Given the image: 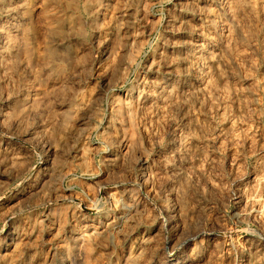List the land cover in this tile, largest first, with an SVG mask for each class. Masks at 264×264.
<instances>
[{
	"label": "rangeland",
	"instance_id": "obj_1",
	"mask_svg": "<svg viewBox=\"0 0 264 264\" xmlns=\"http://www.w3.org/2000/svg\"><path fill=\"white\" fill-rule=\"evenodd\" d=\"M61 262L264 264V0H0V264Z\"/></svg>",
	"mask_w": 264,
	"mask_h": 264
},
{
	"label": "bare ground",
	"instance_id": "obj_2",
	"mask_svg": "<svg viewBox=\"0 0 264 264\" xmlns=\"http://www.w3.org/2000/svg\"><path fill=\"white\" fill-rule=\"evenodd\" d=\"M121 99V98H120ZM119 100V99H118ZM123 100V99H122ZM121 100V101H122ZM116 101H117V99H116ZM118 102V101H117ZM134 102V101H133ZM127 103V102H126ZM125 103V104H126ZM132 103V102H131ZM128 104V103H127ZM132 106H134L133 104H131ZM125 106V105H124ZM127 107V106H126ZM123 109V108H122ZM131 109V108H130ZM120 110V109H119ZM129 142V139L128 138H124L123 139V141H122V143H121V145L120 146H122V147H125L126 145H127V143ZM136 164L137 165H139L140 166V169H139V173L135 176V178H133V182H135V183H138V185H139V187H137V193L135 192V193H132L133 192V190H135L136 188H134L133 187V185L132 184H130L131 185V188L132 189H130V192H131V195L129 196V201L131 202L130 203V205L131 206H133V210L135 211H137V209H138V201L140 200V198H138V197H141V199H150V195H149V193L145 190L146 189V185L148 184V181H149V168H148V166L146 167L145 165H146V157H145V155H143L142 153H140L139 154V156H138V158H137V161H136ZM145 166V167H144ZM136 187V186H135ZM60 190V189H59ZM56 192H59L58 191V188L56 189ZM129 192V193H130ZM170 194L171 193H169L168 194V196L165 198V199H163V200H160L159 201V204L157 205V208H158V211H161V210H163V211H167V212H169V214H168V216L165 218V220H164V223H163V227H165L166 228V225H168L169 223H171L172 224V222H174V220H175V218L177 217V207H175V205H174V197H170ZM134 196H135V198H134ZM138 196V197H137ZM176 197V196H175ZM174 198V199H173ZM175 200H177V199H175ZM141 204V203H140ZM131 206H129V207H131ZM140 207V206H139ZM179 207V206H178ZM180 210V209H179ZM139 211V210H138ZM124 213H128V215L129 216H131V209L130 210H126ZM136 213V212H135ZM70 217H74V216H70ZM115 218H116V216H114ZM71 219V218H70ZM85 219V218H84ZM129 219H130V217H129ZM65 221V220H64ZM67 222V221H66ZM100 222V221H99ZM113 222H114V220H113ZM64 223V222H63ZM95 227V226H94ZM63 230H65L64 228H63ZM167 230V229H166ZM102 234V232H97V230H94L93 232H91L90 234H87V237H86V234L84 233V234H81L80 236H79V238L78 237H76L74 234H71V233H69V235L67 234V235H65V236H67V239H64V237H63V239L64 240H73V239H76V240H78V239H80L82 242H83V247L85 248V250L87 251V252H91V250H92V241L90 240V237H97V236H99V235H101ZM89 237V238H88ZM94 238V239H95ZM42 248V247H41ZM68 249V248H67ZM66 249V250H67ZM42 250V249H41ZM83 250V249H82ZM28 249L25 251V252H27L28 253ZM68 251V250H67ZM49 251H47V253H48ZM67 253V252H66ZM53 255V254H52ZM67 255H69V253H67ZM89 255V254H88ZM53 257H54V255H53ZM85 257H86V253H85ZM89 258V257H88ZM61 264H64V262H61Z\"/></svg>",
	"mask_w": 264,
	"mask_h": 264
}]
</instances>
